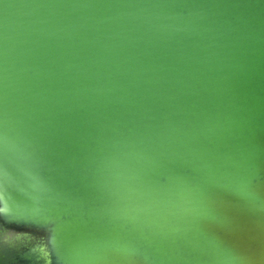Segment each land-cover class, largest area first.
<instances>
[{
    "label": "water",
    "instance_id": "95a60500",
    "mask_svg": "<svg viewBox=\"0 0 264 264\" xmlns=\"http://www.w3.org/2000/svg\"><path fill=\"white\" fill-rule=\"evenodd\" d=\"M3 208L0 264H261L264 0H0Z\"/></svg>",
    "mask_w": 264,
    "mask_h": 264
},
{
    "label": "snow or ice",
    "instance_id": "6c2138e0",
    "mask_svg": "<svg viewBox=\"0 0 264 264\" xmlns=\"http://www.w3.org/2000/svg\"><path fill=\"white\" fill-rule=\"evenodd\" d=\"M18 222H22V220L11 217L6 208L0 209V233L6 232ZM262 255H264V247H262ZM261 264H264V259H262Z\"/></svg>",
    "mask_w": 264,
    "mask_h": 264
}]
</instances>
